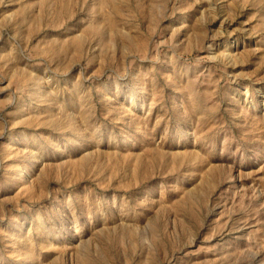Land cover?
Returning a JSON list of instances; mask_svg holds the SVG:
<instances>
[{
  "label": "rangeland",
  "instance_id": "obj_1",
  "mask_svg": "<svg viewBox=\"0 0 264 264\" xmlns=\"http://www.w3.org/2000/svg\"><path fill=\"white\" fill-rule=\"evenodd\" d=\"M0 264H264V0H0Z\"/></svg>",
  "mask_w": 264,
  "mask_h": 264
}]
</instances>
